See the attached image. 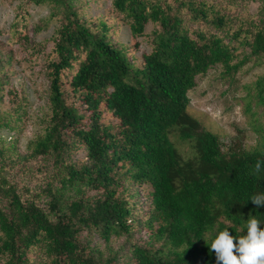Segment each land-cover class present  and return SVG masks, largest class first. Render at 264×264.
<instances>
[{
    "label": "trees",
    "instance_id": "1",
    "mask_svg": "<svg viewBox=\"0 0 264 264\" xmlns=\"http://www.w3.org/2000/svg\"><path fill=\"white\" fill-rule=\"evenodd\" d=\"M10 2L13 44L26 43L32 10L44 8L36 29L49 37L23 44L14 65L39 66L49 87L44 132L27 153L0 145V264H217L210 244L219 231L246 235L251 215L264 229V205L250 200L264 193V165L255 171L264 151L224 147L187 109L209 69L234 80L247 63L264 66V0H106V17L82 0ZM115 21L132 55L111 40ZM246 87L264 105V71ZM7 90L0 129L21 120L25 95ZM37 156L54 171L31 191L12 170ZM137 232L145 237L132 240ZM123 237L122 253L91 244Z\"/></svg>",
    "mask_w": 264,
    "mask_h": 264
},
{
    "label": "rangeland",
    "instance_id": "2",
    "mask_svg": "<svg viewBox=\"0 0 264 264\" xmlns=\"http://www.w3.org/2000/svg\"><path fill=\"white\" fill-rule=\"evenodd\" d=\"M106 0H82L83 7L92 15L106 17L110 14ZM105 4V5H104ZM257 2H249L248 10L254 13L257 9ZM15 5L10 0H3L0 4V115H6L5 110H11L6 100L7 87H15L25 95L22 100L21 120H14L16 128L0 129V145L7 147L8 155H24L27 153V144L39 134H43L46 114V100L49 84L39 71V66L27 73L23 70V63L14 65V59L21 61V46H40L50 35V30L43 29L41 32L36 25L43 26L42 17L45 14L44 8L32 10L33 16L28 19L25 28L28 39L20 43H12L6 33L9 32V19L13 16ZM124 25L115 21L111 40L116 43L127 45L130 55L135 53L130 40L125 37ZM134 40H131V43ZM139 51V50H138ZM138 53V52H137ZM136 53V54H137ZM12 57V63L7 60ZM132 59V58H131ZM264 66L256 63H247L235 75L234 80L222 79L218 67L211 68L207 74L198 79L196 87L189 91L190 103L188 112L201 121L204 127L217 134L224 147L232 146L237 149L264 151V105L259 103L253 92L249 94L247 85L262 74ZM20 116V115H19ZM15 119V117H13ZM11 134V137L9 136ZM175 147L184 157L190 155L189 146L172 138ZM75 158L83 159L81 149L75 152ZM13 171L14 178L26 185L31 191L42 187L46 179L53 174L51 159L37 156L26 162V167ZM145 237L141 232L134 234L137 237ZM91 244L99 248L102 253H107L111 248L119 253L127 251L128 239L120 238L117 241L104 242L96 240ZM39 259L35 264H40ZM121 259L120 262H123Z\"/></svg>",
    "mask_w": 264,
    "mask_h": 264
},
{
    "label": "clouds",
    "instance_id": "3",
    "mask_svg": "<svg viewBox=\"0 0 264 264\" xmlns=\"http://www.w3.org/2000/svg\"><path fill=\"white\" fill-rule=\"evenodd\" d=\"M262 165L264 160L256 161V173L261 171ZM250 200L260 207L264 205V193L256 194ZM260 224V220L251 215L245 224L246 235L233 237L228 229L219 231L210 244L217 264H264V229L259 227Z\"/></svg>",
    "mask_w": 264,
    "mask_h": 264
}]
</instances>
